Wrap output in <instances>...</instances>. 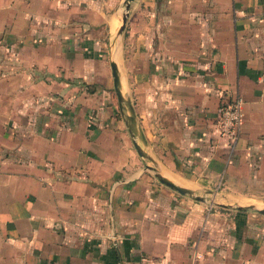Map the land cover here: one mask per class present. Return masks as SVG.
<instances>
[{
  "label": "crops",
  "instance_id": "obj_1",
  "mask_svg": "<svg viewBox=\"0 0 264 264\" xmlns=\"http://www.w3.org/2000/svg\"><path fill=\"white\" fill-rule=\"evenodd\" d=\"M134 8L124 84L147 151L179 185L264 200V0ZM111 13L110 0H0V264H264V215L144 170L107 92ZM235 97L229 148L217 122Z\"/></svg>",
  "mask_w": 264,
  "mask_h": 264
},
{
  "label": "water",
  "instance_id": "obj_2",
  "mask_svg": "<svg viewBox=\"0 0 264 264\" xmlns=\"http://www.w3.org/2000/svg\"><path fill=\"white\" fill-rule=\"evenodd\" d=\"M133 0H123L122 1V7H121V13H120V22L115 29L109 43H108V50H109V69H110V75H111V82H112V90L114 93V96L116 98L117 108L119 115L121 117V120L126 128V131L131 139V144L133 149L135 150L138 157H140L143 161L146 160L149 163L144 164V170L150 172L152 176L162 185L168 187L169 189L175 191L176 193L180 195H186L192 200L195 201H208V203L211 205H216L224 209H232L236 211H243V212H254L264 215V206L263 207H257L254 204H246V205H240L235 204L231 205L228 203H217L213 200V197L218 195V191L212 190V189H206V188H191L179 185L169 177H167L159 168L157 162L153 158V156L147 151V142L146 139L137 124L135 112L133 109V106L131 104L129 96L123 92V88L120 81V75L117 68V64L115 63L114 57L116 54V42L117 38H119L123 32L126 19L128 17L129 12V6L130 3ZM200 191V193H198ZM205 195L211 196L210 199H206ZM264 202V201H263Z\"/></svg>",
  "mask_w": 264,
  "mask_h": 264
},
{
  "label": "rangeland",
  "instance_id": "obj_3",
  "mask_svg": "<svg viewBox=\"0 0 264 264\" xmlns=\"http://www.w3.org/2000/svg\"><path fill=\"white\" fill-rule=\"evenodd\" d=\"M100 1L102 3L105 0H100ZM122 1L123 0H110V3H111V12L112 13H111V18H110V20L108 22V25H109V28H110V31L109 32H110V36L111 37H112L115 29L117 28L119 22H120V13H121V10H122L121 9V7H122ZM134 1L135 0H133L130 3V6H129V12L131 13V19H132V16H133L132 15V12H134V10H135V8H134ZM129 12H128V15H129ZM123 33H124V30H123L121 36L119 38H117V42H116L117 47H116V54H115L114 60H115V63L117 64V68H118L119 74L121 75V78H122V81H123V92L126 93L129 96V93L131 91L129 90V88L127 87V85L124 84V82H125V59H126V57L125 58H122V55L124 53H123V51L121 49V40L126 41L127 39L125 37V34L123 36ZM127 35H129V32L127 33ZM108 43H109V41H108ZM107 47H108V45H107ZM108 61H109V50L107 48V50L105 52V56H104V65L105 66H108ZM108 77H110V72H108ZM107 92L110 95V97H111V99H112V101H113V103H114V105L116 107L117 113L119 115L118 108H117V103H116V98H115L114 93H113V90H112V83H111L109 89L107 90ZM131 94H132V92H131ZM132 98L134 99V97H132ZM119 117H120V115H119ZM131 147H132V144H131ZM142 163L144 165V164H148L149 162L146 161V160H144ZM147 173H149L150 175H152L148 171H147ZM191 188H193V187H191ZM196 189H200V188H196ZM198 193H200V191H198ZM205 197H206L207 200L211 198V196H208V195L207 196L205 195ZM213 200L215 202H217V203H228V204H231V205H235V204H240V205L254 204L257 207H263L264 206V202H263L264 200H249V199H245V198H234L232 196H226V195L224 196L222 194L221 195H219V194L216 195L215 197H213ZM206 203L209 204L208 201ZM211 206L213 208H215V209H224V208H221V207L216 206V205H213V204H211ZM225 210H228V209H225ZM229 210H232V209H229Z\"/></svg>",
  "mask_w": 264,
  "mask_h": 264
},
{
  "label": "built area",
  "instance_id": "obj_4",
  "mask_svg": "<svg viewBox=\"0 0 264 264\" xmlns=\"http://www.w3.org/2000/svg\"><path fill=\"white\" fill-rule=\"evenodd\" d=\"M240 105V99L235 97L226 103L219 113L217 122L218 133L227 140L229 148L233 147L234 141L239 133L242 118Z\"/></svg>",
  "mask_w": 264,
  "mask_h": 264
}]
</instances>
